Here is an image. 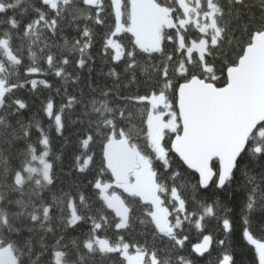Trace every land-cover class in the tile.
Here are the masks:
<instances>
[{
    "label": "snow or ice",
    "instance_id": "6c2138e0",
    "mask_svg": "<svg viewBox=\"0 0 264 264\" xmlns=\"http://www.w3.org/2000/svg\"><path fill=\"white\" fill-rule=\"evenodd\" d=\"M237 219L264 264V0H0V264H240Z\"/></svg>",
    "mask_w": 264,
    "mask_h": 264
},
{
    "label": "trees",
    "instance_id": "16d2710c",
    "mask_svg": "<svg viewBox=\"0 0 264 264\" xmlns=\"http://www.w3.org/2000/svg\"><path fill=\"white\" fill-rule=\"evenodd\" d=\"M99 69H100V65H99V62H97V70L93 72L92 79L96 81L97 83L102 84L106 82V78L103 75V73L107 72V66L103 67L102 72H100ZM48 78L54 79V77H51V76ZM70 90H73V89L70 87ZM25 94L27 95V93ZM44 94H47L46 91ZM32 99L35 101L33 105V107L35 108L39 104V99L35 96H33ZM72 131H73L72 127H69L67 129V132L69 133H71ZM69 139L75 141L74 136H70ZM61 143L62 141H60L59 139L56 140V143H55L56 151L61 150L60 148ZM74 148H75V144L73 143L72 145H69L66 149H64V165L63 166L65 168H67L71 164V154ZM60 176L65 180V183H67V177L64 176L63 172L60 173ZM241 233H242V223L239 219H237L235 222V236H234V240L236 244L237 259L240 261V264H248V261L250 258V252H249V248L245 247V244H247V242L246 241H244L243 243L241 242V239H240ZM193 242H195V240H193Z\"/></svg>",
    "mask_w": 264,
    "mask_h": 264
}]
</instances>
